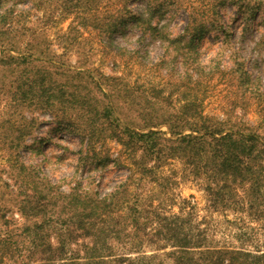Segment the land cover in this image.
<instances>
[{"label":"rangeland","instance_id":"1","mask_svg":"<svg viewBox=\"0 0 264 264\" xmlns=\"http://www.w3.org/2000/svg\"><path fill=\"white\" fill-rule=\"evenodd\" d=\"M67 1L3 0L0 12H7L11 25L8 30L0 26V47L6 43L8 53L15 56L32 48L51 59L50 69L63 65L100 77L102 91L87 77L75 79L73 85L90 97L109 95L121 121L133 128L164 123L157 128L172 138L166 121L187 125L200 113L224 122L226 130L255 132L264 143V6L249 14L227 1L219 6L227 31H206L189 51L187 25L209 20L212 16L205 15L212 12L208 7L212 0L177 4L167 0L171 6L160 23H168L170 38L186 32L178 45L143 35L129 20L124 30L104 32L106 20L123 8L122 0H93L78 7ZM130 2L134 7L141 4ZM16 75L12 65L0 63V264H51L42 263L43 250L32 247L39 224L41 235L55 244L58 233H65L70 264H91L93 251L86 245L93 241L71 218L74 209L68 196L83 190L103 196L130 175L128 190L135 194L133 200H139L134 209H114L116 218L106 221L114 224L103 247L108 257L153 254L157 264H173L177 256L197 259L205 249L264 252V176L263 192L256 197L251 189L253 170L264 168V153L251 161L252 173L243 180L223 176L209 180L182 155L169 156L141 174L135 161L140 151L131 156L110 137L100 138L97 154L85 156L86 143L79 135L61 131L53 115L29 106L19 98L20 92L13 98L19 83ZM94 103L92 98L89 107ZM107 156L104 166L98 164ZM118 159L119 165L114 162ZM214 182L227 183L228 200H219L209 190ZM40 191L53 199L45 210L35 202L42 199ZM57 193L65 194L67 202H56ZM28 197L34 202L28 203ZM45 212L50 215L47 221ZM179 227L183 232L177 231ZM68 230L74 231V241L67 237ZM184 232L191 255L177 246L181 237L186 241Z\"/></svg>","mask_w":264,"mask_h":264},{"label":"trees","instance_id":"2","mask_svg":"<svg viewBox=\"0 0 264 264\" xmlns=\"http://www.w3.org/2000/svg\"><path fill=\"white\" fill-rule=\"evenodd\" d=\"M65 1L67 4V0H63V3ZM88 1L93 2V0H70L71 4H74L73 7H78L80 3L87 4ZM122 1L123 8L114 18L106 20L104 32L124 30L125 27H129L127 26L129 20L133 23L130 26L139 28L143 35L149 33L152 38H158L163 43L168 42L178 45L177 43L185 39L186 32L179 37L170 38V33L167 30L168 23H160L166 12L169 11L170 2L173 4L177 0H170V2L167 0H133L141 1V4L135 7L133 6L134 3L130 2L132 0ZM227 1L234 4L237 8H243L249 14L264 6V0H212L208 6L212 12L210 15H205L206 18L212 17L209 20L202 18L201 22L197 21L195 24L190 23L187 25L189 34L187 43L190 45L189 48H191L189 51L195 49L206 31L212 29L227 31V27H225L226 25L223 22V12L221 7H219ZM2 3L3 0H0V8L3 6L1 5ZM0 17V26H4L8 30L11 21H9L10 18H8L7 12L1 11ZM155 17L157 19H154ZM193 19L197 20L196 17ZM227 33L230 34V32ZM1 45L3 47H0V63L12 65L19 82L13 98L17 99L18 92H20L19 98L27 101L29 106L37 105L53 115L61 131L79 135L81 140L86 143L85 156H88L90 152L97 154L96 144L100 141V138L110 137L122 144L126 148L125 151L129 152L131 156L136 157L137 152L140 151L141 157L135 161L139 165L137 169L141 174H145L147 170L159 167L164 159L170 158L169 156L182 155L188 156V159L192 161L195 172H204L209 177V180L212 177L223 176L225 179L232 178V181H235L238 178L240 180L247 178V175L251 174L253 169L251 161L264 153V143L259 140L260 137L255 132L230 128L226 130L224 122L209 120V118L200 113L194 116L195 123H188L190 125H180L166 121L168 132L173 136L172 138L166 137V131L157 128L164 123H158V125L156 123V125L147 127L143 125L138 127L139 129L133 128L121 121L108 98L109 95L104 93V97H95L93 95L90 97L88 92L81 93L79 85H73L76 84L73 83L75 79L87 77L98 90L102 91L101 81L98 79L100 77L96 78L92 74L87 75L81 70L70 69L63 65L50 69L47 62L52 63L51 59L45 58L41 51H33L32 48H29L27 49L28 52H19L20 55L15 56L8 53L10 47L6 43ZM92 98L95 103L92 107H89L91 106L90 100ZM182 120L185 121L186 118ZM146 128L148 130H145ZM31 146L35 147V145ZM107 158L109 157L101 158L98 164L104 162L102 165L104 166ZM148 161H153V164L148 165ZM114 162L117 165L120 164L119 159L114 160ZM259 169L264 170L263 167H256L253 170V173H255L252 176L253 182L251 181V189L256 197L260 192H263L260 191V188L262 187L261 182L263 181L264 173H260ZM131 178L132 176L130 175L122 180L110 191L104 193L103 196L97 193H90L87 190L74 191L68 196L70 197L68 203L71 202L74 209L73 214L77 216L75 217L72 214L71 218H75V221H79L80 226H83L84 233L82 235L91 237L93 241L91 244L86 245V247H89L87 250L93 251L89 255L91 264H157L156 256L153 254L150 256L141 254L130 258L121 253L110 254L108 257L103 251L105 240L109 236L106 232L109 231L108 229L114 228V224H106L108 219L116 218V216H113V210L125 207L134 209V204L138 203L139 199L133 200L132 196L135 194L128 190ZM226 185L227 183L218 184L214 182V186H209V190L219 200L226 201L228 200L226 199ZM40 192L42 199L37 197L35 202L42 210H45L53 202V199L45 192ZM66 198L65 194L57 193L55 200L57 202L61 199V202L64 201L63 203H65L67 202ZM27 202L33 203L34 201L28 197ZM46 216L49 218L48 212H45V220ZM98 219L102 222L99 223ZM86 224L94 228V231H88L90 227L86 226ZM39 226L40 224L36 225V233L31 238V242L32 247L43 250L44 255L41 262L70 264L71 261L67 259L66 253L68 247L67 241L64 239L65 233H58V241L55 244L50 238L47 239V236L41 235ZM175 228L176 226L170 228V230ZM177 231L183 232V229L179 227ZM69 232L71 233H68L67 237L74 241L75 238L71 235L74 231ZM184 233L187 238L188 232ZM180 240L181 245H177L178 248L182 250L181 252L191 255L189 248L192 246L187 245L188 242L190 243V239L187 238L184 241V238L181 237ZM198 253L200 256L197 259L185 255L177 256L175 259L173 258V264H264V252L253 255L240 249L218 248L205 249ZM171 254L172 252H168V255ZM158 264H163V262L161 261Z\"/></svg>","mask_w":264,"mask_h":264}]
</instances>
